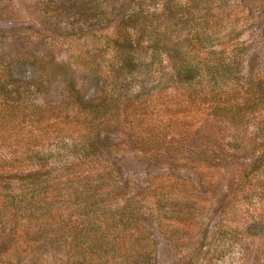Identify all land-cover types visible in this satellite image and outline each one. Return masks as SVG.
<instances>
[{
	"label": "trees",
	"instance_id": "1",
	"mask_svg": "<svg viewBox=\"0 0 264 264\" xmlns=\"http://www.w3.org/2000/svg\"><path fill=\"white\" fill-rule=\"evenodd\" d=\"M226 1H66L63 7L77 9L81 20L108 21L122 34H115V29L113 34L103 33L107 44L81 59L87 68L97 70L96 93L80 95L68 81V99L82 117L64 120L53 110L58 107L44 109L52 114V132L70 133L66 144L69 153H77V162L49 164L51 153L36 148L27 149L23 159L0 157V264H39L35 261L40 258L41 264H154L155 240L141 224L143 204L173 191L186 192L187 199L192 190L182 180H156L139 197L116 179L113 166L98 161L97 135L102 126H124L136 151L161 154L173 148L178 154L184 145L169 142L168 132H187L186 126L200 114L238 124L244 112L264 113V96L252 81L242 83L240 64L227 55L228 45L236 50L242 43H234L235 30L228 25L232 13L225 9L221 15ZM225 24L228 30L221 33ZM12 81L2 67L0 145L10 135L17 141L27 135L31 142L48 137V118L44 114L33 120L32 114L39 115L41 108L26 99L32 82L22 78L17 89L10 86ZM168 88L179 89L187 98L178 119L173 107L176 96L171 92L157 96ZM163 113L167 119H162ZM26 117L32 119L28 128H18ZM38 162L37 169L17 170ZM263 163L264 146L261 155L247 164L241 187ZM49 249L59 257L53 252L48 261L42 253Z\"/></svg>",
	"mask_w": 264,
	"mask_h": 264
},
{
	"label": "rangeland",
	"instance_id": "2",
	"mask_svg": "<svg viewBox=\"0 0 264 264\" xmlns=\"http://www.w3.org/2000/svg\"><path fill=\"white\" fill-rule=\"evenodd\" d=\"M66 1L71 0H0V69L4 67L11 76L13 88L22 87V78L32 82L26 99L41 108L32 118L45 114L50 131L48 137L32 142L27 135L19 141L10 135L0 145V157L16 155L23 159L27 149L36 148L51 153L49 164L69 159L77 162V153H69L71 147L66 144L70 133L52 132V114L44 109L58 107L53 110L64 120L82 117L81 110L68 99V81L80 95L96 93L97 70L87 68L81 59L107 44L103 33L113 34L118 28L112 29L108 21L94 17L87 22L81 20L77 9L63 7ZM225 9L233 15L228 25L235 30L234 43H242V49L236 50L228 45L227 55L236 57L240 64L242 83L252 81L264 96V0H227L221 15H225ZM225 28L226 24L222 25L221 33ZM115 34H122L120 28ZM160 61L162 65L166 62L164 58ZM170 92L176 96L173 107L178 119L187 98L177 88L162 89L157 96ZM227 103L228 107L232 105L230 100ZM163 114L162 119H167ZM195 119L198 122L186 126L185 133L168 132L169 142L184 145L178 154L173 148L161 154L136 151L127 128L102 126L97 135L98 161L113 166L116 179L139 197L156 180H182L192 190L193 195L187 199L186 192L173 191L154 197V204H143L141 224L155 240L154 264H264V163L241 187L247 164L261 155L264 146V113L253 116L244 112L238 124L205 113ZM31 120L26 117L18 128H28ZM258 126L262 130L254 129ZM31 129L35 135L37 131ZM38 165L18 166L17 170L37 169ZM53 252L49 249L42 254L50 261ZM54 254L59 257V252ZM42 259L35 263H43Z\"/></svg>",
	"mask_w": 264,
	"mask_h": 264
}]
</instances>
